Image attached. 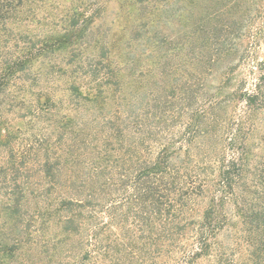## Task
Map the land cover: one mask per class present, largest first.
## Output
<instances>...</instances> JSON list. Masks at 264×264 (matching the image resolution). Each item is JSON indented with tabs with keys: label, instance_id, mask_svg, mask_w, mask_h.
<instances>
[{
	"label": "rangeland",
	"instance_id": "rangeland-1",
	"mask_svg": "<svg viewBox=\"0 0 264 264\" xmlns=\"http://www.w3.org/2000/svg\"><path fill=\"white\" fill-rule=\"evenodd\" d=\"M111 34L108 12L93 44ZM141 51L107 54L97 68H120L125 85L107 77L93 105L74 106L55 56L0 92V264H264V96L242 99L264 47L188 88ZM150 157L180 172L148 194L138 170ZM50 167L68 170L57 180L73 193L58 196Z\"/></svg>",
	"mask_w": 264,
	"mask_h": 264
},
{
	"label": "trees",
	"instance_id": "trees-1",
	"mask_svg": "<svg viewBox=\"0 0 264 264\" xmlns=\"http://www.w3.org/2000/svg\"><path fill=\"white\" fill-rule=\"evenodd\" d=\"M257 0H0V92L12 79L27 72L38 59L56 57L65 74V89L74 106L103 101L108 78L125 85L123 71L102 72L109 52L116 60L142 47L159 67L175 69L176 87L204 83L206 71L221 68L233 72L234 61L252 52L253 43L264 47V4ZM112 5V7H111ZM112 12V34L93 44V30ZM254 12L256 14H254ZM257 15L262 25L253 36ZM252 36V38H251ZM255 50V49H254ZM103 68V67H102ZM264 71V70H263ZM166 71H161L165 73ZM168 77V76H166ZM114 83H112L113 85ZM264 96V73L242 99L249 105ZM40 97H44L43 95ZM75 111V109H74ZM71 122L70 116L65 117ZM142 179L148 194L153 186L175 184L179 170L160 158H149ZM48 158L45 160L47 163ZM49 177L59 197L73 193L68 170L50 167L40 171ZM76 201V200H74ZM73 201H63L61 203ZM65 224L72 223L66 220ZM25 235L24 229L18 237Z\"/></svg>",
	"mask_w": 264,
	"mask_h": 264
}]
</instances>
